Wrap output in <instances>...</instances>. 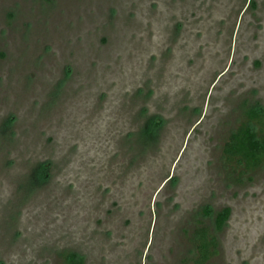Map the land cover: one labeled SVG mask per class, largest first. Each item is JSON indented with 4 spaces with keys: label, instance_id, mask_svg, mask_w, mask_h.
<instances>
[{
    "label": "rangeland",
    "instance_id": "374dc122",
    "mask_svg": "<svg viewBox=\"0 0 264 264\" xmlns=\"http://www.w3.org/2000/svg\"><path fill=\"white\" fill-rule=\"evenodd\" d=\"M250 1L0 0V264H192L201 226L205 264H264V165L222 153L264 114Z\"/></svg>",
    "mask_w": 264,
    "mask_h": 264
},
{
    "label": "trees",
    "instance_id": "16d2710c",
    "mask_svg": "<svg viewBox=\"0 0 264 264\" xmlns=\"http://www.w3.org/2000/svg\"><path fill=\"white\" fill-rule=\"evenodd\" d=\"M252 6L253 0L250 1ZM161 121L149 118L141 131L144 142H155ZM222 153L228 163H235L244 171H254L264 165V114L260 108L250 107L244 120L232 131L222 146ZM33 184H43L49 177V165L38 164L33 170ZM210 211V210H209ZM208 212V211H206ZM230 208L225 207L214 217V229L219 231L229 218ZM217 254L216 238L207 227L196 230V256L192 264H205ZM65 264H83V258L75 253L64 254Z\"/></svg>",
    "mask_w": 264,
    "mask_h": 264
}]
</instances>
